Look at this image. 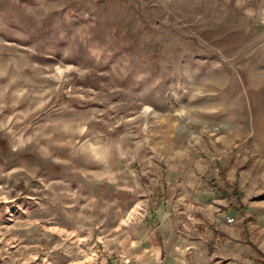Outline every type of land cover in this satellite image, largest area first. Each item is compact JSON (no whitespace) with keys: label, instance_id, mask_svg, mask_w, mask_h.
<instances>
[{"label":"rangeland","instance_id":"rangeland-1","mask_svg":"<svg viewBox=\"0 0 264 264\" xmlns=\"http://www.w3.org/2000/svg\"><path fill=\"white\" fill-rule=\"evenodd\" d=\"M0 138V264H264V0H0Z\"/></svg>","mask_w":264,"mask_h":264},{"label":"bare ground","instance_id":"bare-ground-1","mask_svg":"<svg viewBox=\"0 0 264 264\" xmlns=\"http://www.w3.org/2000/svg\"><path fill=\"white\" fill-rule=\"evenodd\" d=\"M170 38V37H169ZM168 38V39H169ZM163 46H164V48H163V50H162V53H161V56H160V58H162V59H170L171 61H176V60H178V55H179V52L178 51H175V50H173V49H171V47H170V44L168 43V41H164V43H163ZM185 68V71H189V69L187 68V67H184ZM216 74H214L213 76L212 75H209V77H208V79H210L211 80V82H214V83H217L216 82V80H217V78L216 77H214ZM207 79V80H208ZM209 81V80H208ZM229 82H227L226 83V87L223 89V92H229L230 90H231V85H232V83H233V79L231 78L230 80H228ZM235 88V87H234ZM231 92V91H230ZM232 92H233V90H232Z\"/></svg>","mask_w":264,"mask_h":264},{"label":"crops","instance_id":"crops-1","mask_svg":"<svg viewBox=\"0 0 264 264\" xmlns=\"http://www.w3.org/2000/svg\"><path fill=\"white\" fill-rule=\"evenodd\" d=\"M152 245L153 246L159 245V249L160 250L162 249L163 244H162V240L159 238V235L158 236L156 235V237H155V235H152L151 238L149 239V242L147 245L150 248V251L155 252Z\"/></svg>","mask_w":264,"mask_h":264},{"label":"trees","instance_id":"trees-1","mask_svg":"<svg viewBox=\"0 0 264 264\" xmlns=\"http://www.w3.org/2000/svg\"><path fill=\"white\" fill-rule=\"evenodd\" d=\"M0 146L1 147H4L5 146V140L4 139H2V138H0ZM221 193H224L223 191H221ZM247 215H249L250 217H252V215L251 214H247Z\"/></svg>","mask_w":264,"mask_h":264}]
</instances>
